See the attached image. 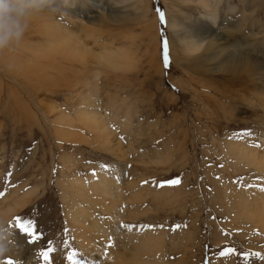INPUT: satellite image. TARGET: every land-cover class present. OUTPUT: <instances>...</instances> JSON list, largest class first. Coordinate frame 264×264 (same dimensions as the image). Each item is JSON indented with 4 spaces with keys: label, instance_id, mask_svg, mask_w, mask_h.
<instances>
[{
    "label": "rangeland",
    "instance_id": "1",
    "mask_svg": "<svg viewBox=\"0 0 264 264\" xmlns=\"http://www.w3.org/2000/svg\"><path fill=\"white\" fill-rule=\"evenodd\" d=\"M75 1L78 11L86 2ZM182 2L144 0V17L84 26L63 5L0 52V215L22 245L0 264H45L49 241L52 264H73L71 251L85 264H264L254 201L264 195V69L201 61L207 45L183 53L169 17L211 25ZM218 8L212 32L254 34L250 53L264 66V0ZM102 178L110 193L96 190ZM18 216L36 222L40 241L14 227Z\"/></svg>",
    "mask_w": 264,
    "mask_h": 264
},
{
    "label": "bare ground",
    "instance_id": "2",
    "mask_svg": "<svg viewBox=\"0 0 264 264\" xmlns=\"http://www.w3.org/2000/svg\"><path fill=\"white\" fill-rule=\"evenodd\" d=\"M182 1L183 4H186L184 0ZM220 1L221 0H186V2H190V3L196 2V4H198L199 7L202 8L201 10L202 13H200V20L204 23L206 22L210 23L211 26L207 27L205 24H203L205 25V27L200 28L199 26V30L195 29L194 27H193L194 29L193 28L190 29V27L188 28L187 23L186 24L181 23L180 18L176 16H171L169 17V29H172V31L175 32V34L177 35L178 37L177 40H179L180 43L179 46L181 47V50H183V53L186 52L187 55L198 54L199 50H201L204 46L207 45V49H209L208 51L210 52H207L205 56L203 54H198V56H196L197 58L200 57L201 61L204 60L205 58L207 59V61L208 59H210V61L211 59H216L218 60L221 67H223L226 71L232 74L239 73V74H248L250 76H254L255 74H258L259 76H261V74L257 73L258 72L257 70L260 69V71L261 70L263 71L264 66L261 65V61H259L258 58L257 59L253 58L255 56L252 57L250 53V52H254V48H253L255 47L253 45L255 39L254 34L253 35L242 34L239 38H236L234 36V32L229 31L228 29L225 31L226 34L223 33L221 35H219L218 32L219 30L217 31L218 33L212 32L214 28L218 27L217 19H218V9H219L218 6ZM143 2L144 0H108V3L104 4V0H86V2L84 1L83 4L81 3L82 9L78 11L75 8V4H74L76 3V1L68 0V3L64 5V9L65 11L67 10L69 16H73L75 21L79 22V24L84 26L85 23L96 24L98 22L101 24L104 23L106 19H111V18L114 20H118V18L121 17L129 18L133 15L144 17L143 14L147 11V7L144 5L145 7L141 11L143 13L140 12L141 5L143 4ZM81 12H82L81 16H84V18L80 17L79 13ZM171 12L172 11H170V13ZM178 12H180V14L182 13V15L184 14V16L186 17V13H183L182 10ZM176 14L177 13H175V15ZM115 15L117 16L116 18L114 17ZM197 24H201V23H197ZM239 31L242 30L239 29ZM108 58L110 60V56ZM201 65L202 64H200V66ZM262 158H264V153L262 155ZM262 158H260L261 161H263ZM262 164L263 163L261 162V165ZM100 186L103 188V192L110 193V191H107L109 188L107 186L106 179L102 178L99 182L95 183V188L97 191L99 190L98 187ZM259 198H261L262 200H259ZM254 201L257 209L263 208L264 195H262L261 197H259L258 195V197H256Z\"/></svg>",
    "mask_w": 264,
    "mask_h": 264
},
{
    "label": "clouds",
    "instance_id": "3",
    "mask_svg": "<svg viewBox=\"0 0 264 264\" xmlns=\"http://www.w3.org/2000/svg\"><path fill=\"white\" fill-rule=\"evenodd\" d=\"M68 0H0V52L18 46L39 13L59 12ZM22 245L12 222L0 215V259L19 255Z\"/></svg>",
    "mask_w": 264,
    "mask_h": 264
},
{
    "label": "snow or ice",
    "instance_id": "4",
    "mask_svg": "<svg viewBox=\"0 0 264 264\" xmlns=\"http://www.w3.org/2000/svg\"><path fill=\"white\" fill-rule=\"evenodd\" d=\"M159 17L161 22H166V18H165V13L163 11H159ZM163 59H164V63L165 66L167 67L170 64V56H169V48H168V42L165 40L163 41ZM165 183L167 184H171V185H176L180 183L179 179H172V180H168ZM163 186V185H161ZM264 190V189H262ZM14 227L16 229H18L19 231L25 233L27 235L28 238H30V242L32 244H35L37 241L41 240V235L37 229H36V222L33 220H24L22 217H16L14 220ZM126 228H129V230H131V226L129 225H125ZM143 227V226H142ZM179 227V225L177 226ZM64 246L68 247V242L65 241L64 242ZM55 251V248L52 246V242L49 241L48 242V247L44 250L41 251V256L43 257L45 264H52V257H51V253H53ZM227 253H235L236 249L235 248H228ZM225 253L222 252L221 255H224ZM254 255H260L259 253H254ZM76 252L75 251H71L67 254V259L69 261H72L73 264H85V262L83 260H76ZM262 259H264V257H261ZM4 264H20L19 261L13 260V259H7L6 261H4Z\"/></svg>",
    "mask_w": 264,
    "mask_h": 264
}]
</instances>
